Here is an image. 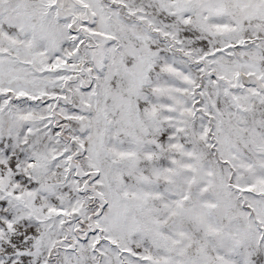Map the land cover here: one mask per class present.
Masks as SVG:
<instances>
[{
  "label": "snow or ice",
  "instance_id": "1",
  "mask_svg": "<svg viewBox=\"0 0 264 264\" xmlns=\"http://www.w3.org/2000/svg\"><path fill=\"white\" fill-rule=\"evenodd\" d=\"M0 264H264V0H0Z\"/></svg>",
  "mask_w": 264,
  "mask_h": 264
}]
</instances>
